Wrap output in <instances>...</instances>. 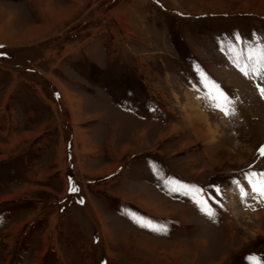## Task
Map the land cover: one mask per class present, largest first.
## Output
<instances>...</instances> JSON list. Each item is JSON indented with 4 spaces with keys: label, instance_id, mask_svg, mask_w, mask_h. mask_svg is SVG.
Here are the masks:
<instances>
[{
    "label": "rangeland",
    "instance_id": "1",
    "mask_svg": "<svg viewBox=\"0 0 264 264\" xmlns=\"http://www.w3.org/2000/svg\"><path fill=\"white\" fill-rule=\"evenodd\" d=\"M1 1L16 23L0 37V264L264 257L248 180L264 173V0ZM190 100L206 121L186 117Z\"/></svg>",
    "mask_w": 264,
    "mask_h": 264
},
{
    "label": "snow or ice",
    "instance_id": "2",
    "mask_svg": "<svg viewBox=\"0 0 264 264\" xmlns=\"http://www.w3.org/2000/svg\"><path fill=\"white\" fill-rule=\"evenodd\" d=\"M237 40L240 39L239 35H237L236 37ZM257 53L254 51H250L249 55H248V59L252 60L254 56H256ZM256 63L259 64L260 67H253L252 68V72L260 74L261 69H264V48H262L259 52V56L258 59L256 60ZM239 66V65H238ZM241 71L244 73V75H249V72L246 70L245 67L241 68ZM205 83L207 84L208 81L205 80ZM211 87L215 89L216 94L212 96V100L215 102V106L217 108H219L221 111L224 112L225 115H231L234 114V109H231L228 107V105H230L231 101L229 100V98L219 89V87L214 83L211 82ZM258 90L261 94V97L264 98V87L261 86H257ZM259 152L261 154V156H264V146H262L259 149ZM257 177H259V179H257ZM248 180H249V184L251 186V192L256 194L257 197H259V199L261 201H264V173H249L248 174ZM173 183V191H179L181 189L184 190H191L197 193V195H199V193L202 191L201 189L198 188H192L189 189V186L187 185H183L178 181H174ZM238 187H239V182H236ZM70 191H76L77 189L74 187H70L69 189ZM217 191H219V189H217ZM249 193L243 188L240 187V195L243 196H247ZM194 199H196V197H194ZM196 203L198 205L201 206V210L206 212L207 215L212 216L214 213L211 210L210 206L207 204V201L200 198V199H196ZM133 219L141 226V227H145L150 229L151 231L154 232H163L166 233L167 232V228L164 225H159L155 222H153L152 220H149L147 218L144 217H137L134 216ZM250 260V264H264V257H257V256H252L249 257Z\"/></svg>",
    "mask_w": 264,
    "mask_h": 264
},
{
    "label": "crops",
    "instance_id": "3",
    "mask_svg": "<svg viewBox=\"0 0 264 264\" xmlns=\"http://www.w3.org/2000/svg\"><path fill=\"white\" fill-rule=\"evenodd\" d=\"M42 1L44 2L42 9H46L48 12H51V4H50V1L49 0H42ZM1 2H2V4L5 5V4H11L13 2V0H2ZM43 15L45 16L44 12H43ZM6 16L7 17H5V19H3V20L0 21V23H1L0 24V35H1L0 37L3 38L4 40H6L5 39V35H9V36L10 35H15L14 34L15 28H14L13 25L16 22L12 18V13H10L9 15H6Z\"/></svg>",
    "mask_w": 264,
    "mask_h": 264
},
{
    "label": "bare ground",
    "instance_id": "4",
    "mask_svg": "<svg viewBox=\"0 0 264 264\" xmlns=\"http://www.w3.org/2000/svg\"><path fill=\"white\" fill-rule=\"evenodd\" d=\"M62 94H63V96L64 97H66V98H68V97H70L69 95H68V93H67V91L65 90V88L63 87L62 88ZM191 99V98H190ZM190 106H189V108L191 109V112H190V114H187V116L186 117H188L190 120L191 119H193V118H196L197 120H199V121H202V122H204V121H206L207 119L206 118H208L209 117V115L207 114V113H205V112H202V111H200L199 110V103L197 104V103H195V101L193 102V101H191L190 100ZM188 119V120H189ZM194 127H196V128H198V130L200 131L201 129H199V127L198 126H196V125H194ZM211 131V133H212V130H210ZM126 199V198H125ZM151 204V203H150ZM149 210V209H148ZM156 211H157V208H156ZM157 214V213H156ZM169 214H171V212H167V213H164V214H161V215H169ZM100 216V215H99ZM102 217V216H101ZM100 217V222H102V218ZM108 230V229H107ZM107 233V232H106ZM108 234V233H107ZM141 237V236H140ZM142 238V237H141ZM148 242V241H147ZM150 244V243H149ZM111 254V253H110Z\"/></svg>",
    "mask_w": 264,
    "mask_h": 264
}]
</instances>
